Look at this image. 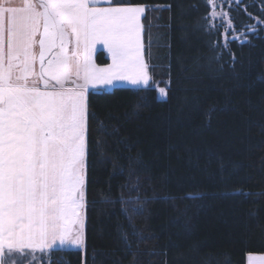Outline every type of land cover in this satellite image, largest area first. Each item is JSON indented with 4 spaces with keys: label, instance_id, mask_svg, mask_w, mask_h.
I'll use <instances>...</instances> for the list:
<instances>
[{
    "label": "trees",
    "instance_id": "1",
    "mask_svg": "<svg viewBox=\"0 0 264 264\" xmlns=\"http://www.w3.org/2000/svg\"><path fill=\"white\" fill-rule=\"evenodd\" d=\"M130 3L148 9L152 83L90 90L85 247H57L51 264H246L264 253L262 30L228 40L208 0ZM227 11L240 28L264 20V0Z\"/></svg>",
    "mask_w": 264,
    "mask_h": 264
},
{
    "label": "snow or ice",
    "instance_id": "2",
    "mask_svg": "<svg viewBox=\"0 0 264 264\" xmlns=\"http://www.w3.org/2000/svg\"><path fill=\"white\" fill-rule=\"evenodd\" d=\"M114 4L123 0H0V264H51L57 247H85L90 90L152 83L147 6Z\"/></svg>",
    "mask_w": 264,
    "mask_h": 264
},
{
    "label": "rangeland",
    "instance_id": "3",
    "mask_svg": "<svg viewBox=\"0 0 264 264\" xmlns=\"http://www.w3.org/2000/svg\"><path fill=\"white\" fill-rule=\"evenodd\" d=\"M243 1V0H242ZM237 4V0H213V3L210 4V12H209V18H210V21L212 23V18L210 17V13L215 10L216 12L218 13H221V15L215 19V22L216 24H221L224 26V28H226L228 26L230 22L229 20V15H228V11L227 9L231 6H234ZM224 13H226L227 15H223ZM228 32H225V29H224V37H231V34L230 35H227ZM156 86V95H157V98L158 99H165L166 96H161L159 91H158V88H164L165 87H161V86H158L157 84L155 85ZM166 91V89H165ZM64 248H73V247H64Z\"/></svg>",
    "mask_w": 264,
    "mask_h": 264
},
{
    "label": "flooded vegetation",
    "instance_id": "4",
    "mask_svg": "<svg viewBox=\"0 0 264 264\" xmlns=\"http://www.w3.org/2000/svg\"><path fill=\"white\" fill-rule=\"evenodd\" d=\"M252 25H255V29H256L255 32L251 31L249 28V26H252ZM260 30H262V33L264 35V20L259 21V20L255 19L252 22L247 21L240 28H231L229 30V32H230L231 36H238V38H246V41H247L249 35L257 33ZM228 40H229V38H228Z\"/></svg>",
    "mask_w": 264,
    "mask_h": 264
},
{
    "label": "crops",
    "instance_id": "5",
    "mask_svg": "<svg viewBox=\"0 0 264 264\" xmlns=\"http://www.w3.org/2000/svg\"><path fill=\"white\" fill-rule=\"evenodd\" d=\"M101 7H104V6H107V5H105V4H101L100 5ZM113 6H127V4L126 5H113ZM143 39V38H142ZM97 48H100V49H103L105 52H106V54H107V51H106V49L103 47V45H97L96 46V49ZM95 49V50H96ZM93 59H94V62L96 63V61H95V58H94V53H93ZM108 63H110V59H109V61H108ZM97 65H99V66H103V65H105V64H103V65H100V64H98V63H96ZM117 86H131V85H129V84H127V83H125V82H121L119 85H117ZM97 89H103V88H97ZM252 255H264V253H261V254H256V253H251ZM249 255V254H248ZM248 255H247V257H248ZM246 264H248V259L246 258Z\"/></svg>",
    "mask_w": 264,
    "mask_h": 264
},
{
    "label": "water",
    "instance_id": "6",
    "mask_svg": "<svg viewBox=\"0 0 264 264\" xmlns=\"http://www.w3.org/2000/svg\"><path fill=\"white\" fill-rule=\"evenodd\" d=\"M229 40H237L238 43H244L246 41V38H238V36H231L229 37ZM93 92L101 91V89H93Z\"/></svg>",
    "mask_w": 264,
    "mask_h": 264
}]
</instances>
